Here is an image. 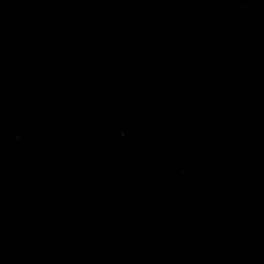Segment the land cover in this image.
I'll return each mask as SVG.
<instances>
[{
	"label": "water",
	"instance_id": "1",
	"mask_svg": "<svg viewBox=\"0 0 264 264\" xmlns=\"http://www.w3.org/2000/svg\"><path fill=\"white\" fill-rule=\"evenodd\" d=\"M0 264H264V0H0Z\"/></svg>",
	"mask_w": 264,
	"mask_h": 264
}]
</instances>
